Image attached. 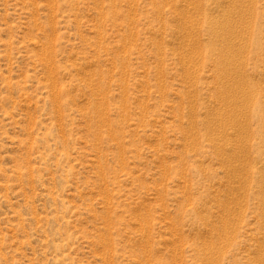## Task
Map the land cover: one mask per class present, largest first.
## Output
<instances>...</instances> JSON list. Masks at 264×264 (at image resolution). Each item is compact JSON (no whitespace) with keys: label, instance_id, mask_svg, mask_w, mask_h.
<instances>
[{"label":"rangeland","instance_id":"obj_1","mask_svg":"<svg viewBox=\"0 0 264 264\" xmlns=\"http://www.w3.org/2000/svg\"><path fill=\"white\" fill-rule=\"evenodd\" d=\"M0 264H264V0H0Z\"/></svg>","mask_w":264,"mask_h":264}]
</instances>
